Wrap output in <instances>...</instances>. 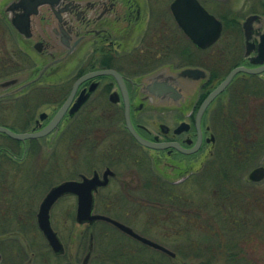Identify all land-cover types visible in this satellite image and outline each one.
<instances>
[{"label": "flooded vegetation", "instance_id": "flooded-vegetation-1", "mask_svg": "<svg viewBox=\"0 0 264 264\" xmlns=\"http://www.w3.org/2000/svg\"><path fill=\"white\" fill-rule=\"evenodd\" d=\"M172 2L57 0L54 6H36L34 14L29 16V26L42 44L51 47L43 46L39 50L32 47V37H22L13 30L9 11L4 9L5 3L2 5L0 27L17 35L26 59L19 69L0 76V79L15 77L13 84L0 88V112L6 109L5 99L15 100L19 108L17 119L13 120L23 125L17 131L34 132L47 126L67 102L57 121L44 134L14 139L0 132L19 143L21 152L18 158L0 147L4 150L0 154V221H12L13 216L16 219L13 221H22L16 214L19 206L26 205L20 199L22 194L10 200L12 189L23 188L15 177L21 166L14 162L20 163L26 154L33 152L38 156L44 144L46 150L54 145L56 164L59 159L64 165L66 159L68 167L73 169L74 175L64 179L96 174L98 180L104 181L92 191V212H96L94 204H99L103 197L104 206L121 197L131 202L142 200L159 206L149 211L152 221L160 215L171 229L170 223L176 222L173 213L177 210L181 227L166 229L170 230L169 235L174 232L189 237L194 231L201 238L203 231L210 235L208 226L202 225L204 202L190 196L192 189L188 187L187 191L183 180H191L192 187L200 192L205 185L203 178L209 179L204 176L206 169L214 168L211 187L216 204L224 202L226 197L230 206L232 201L243 206L241 216L232 221H242L248 226L256 220L251 213L255 210L264 243V0H195L191 6L183 0L180 22L173 15ZM217 22L218 34L205 45L192 41L187 33V29H194L197 36L204 38ZM49 29L66 32L70 45L73 44L68 53L59 50L53 38L43 39L44 34L52 35ZM183 67L200 70L198 77L191 80L190 96L183 86L175 99L170 91L163 95L150 91L153 87L148 84L154 75L170 81L171 73ZM102 69H111L113 73L99 72ZM231 70L225 84L206 100ZM158 71L161 72L157 75ZM125 110L134 133L150 145L139 142L127 128ZM0 125L11 127L2 122ZM225 143H228L226 151ZM225 153L228 181L220 183L217 182L220 159L216 157ZM255 167H259L258 178L250 174ZM135 168L141 172L133 183L124 175L131 176ZM49 171L56 172L58 168L55 165L44 170ZM110 186H117V195H106ZM133 189L139 194L131 193ZM240 190L250 199L238 202L236 195H241ZM24 213L23 210L21 215L27 216ZM98 213L115 218L107 211ZM35 215L36 211L34 218ZM98 221L118 229L104 220H95L89 226ZM1 231L0 247L5 251L9 246L3 245L5 234ZM90 236L92 239L89 230L88 242ZM228 246L233 248L234 259L242 256V264H253L247 262L234 238L228 240ZM123 249L117 250L121 257L130 253ZM91 250L87 244L80 264H96V261L88 262ZM262 251L264 254V247ZM51 252L55 257L63 253ZM167 255L176 257L175 252Z\"/></svg>", "mask_w": 264, "mask_h": 264}, {"label": "rangeland", "instance_id": "rangeland-1", "mask_svg": "<svg viewBox=\"0 0 264 264\" xmlns=\"http://www.w3.org/2000/svg\"><path fill=\"white\" fill-rule=\"evenodd\" d=\"M6 1L7 0H0V9ZM7 29L5 27H0V76L10 73L13 58L16 59L17 56L22 54L24 49L23 43L17 37V35H15V33H13L11 30ZM32 57H34L36 60L34 55H32ZM177 63L179 64V62ZM20 66L21 65H19V67ZM191 89V86H189L187 91V95L189 96L192 92ZM5 101L6 109H1L0 122L11 126L10 129L17 131L23 126L19 122L17 124L14 122L18 116L16 111L18 110L17 108H19V104H15V100H11V98H7ZM150 120L151 119H149V121ZM18 145L19 143L7 136L0 134V147H4L7 150L15 153L13 156L19 158L21 152L18 149ZM42 146L44 150H42L38 156L36 152H33V154H26L20 163L14 162L15 165L21 166V171L19 174H15V177L18 180L17 182L23 185V188L16 189L18 188L17 186L15 189H12L10 200L16 198L18 194H22L20 199H23L26 205H23V207L21 205L16 209L17 218L18 220L22 218V221H13L16 220L14 219V216L11 218L12 221H0V229H2L1 233L5 234L3 237V245L9 246L8 250L5 251H1L2 247H0V252L2 254V262H0L1 264H5L6 261H8L9 264H80L81 258L87 247L88 231L90 230V227L86 226L85 223L75 222L73 218L75 199L71 194L60 197L49 210L50 224L57 232L63 245V253H59V257L56 256V258L53 255L45 239L36 226L34 214L37 204L45 190L50 184L64 178H70L74 175L73 169L68 167L66 159H64V165L60 163L59 159L58 164H56L57 160H54V152L52 151V149H54V145H51L48 150L45 149L44 144H42ZM37 149L38 147L36 150ZM3 153L4 150L0 149V154ZM13 158L15 161L16 158ZM47 165H50V167H47ZM55 165L57 166L58 171L41 173V171L44 169H52V166L54 167ZM219 165H224L223 158H220ZM82 170L83 168L80 169V171ZM206 171L207 172L204 176L208 178L211 177V179L209 180L203 178L205 185L201 188L202 190L200 192L195 187H192L193 183H190L191 180H183V183L186 184L185 189L187 191L189 188L192 189L190 196L199 197L198 199H201V201L204 202L205 207L202 211V225L203 228L208 226L210 229L209 236H206L207 233L204 231L203 238L200 237L201 235L197 231L190 233L189 237H185L184 235H174V232L173 234L171 233L169 235V231L171 229L181 227L179 217L177 215L179 211L177 210H174L173 213V221L176 222H173L174 224L170 223L172 227L170 229L168 223L164 221L160 215L156 216L158 219H155L156 221L154 222L152 221V216L149 215V211L152 210V208H160L159 206L148 204L146 201L142 200H139L138 202H131L130 200L125 199V197H121L120 199H117V201L112 202V204L104 206L103 204L105 200L103 197L100 199L99 204H96L97 206L94 204V211H107L110 215L114 216L118 220L128 224L137 233L174 251L176 253V257L169 258V256L164 252L154 250L149 246L141 244L136 239L131 238L118 229H114L107 224H99L98 222H95L93 225H91L92 230H90L92 233V257L89 261H87H96V264H104L106 262L108 264H205L200 260L205 257H200L198 245L203 247L201 251L204 253V246L207 245V243H210L215 244L214 246L216 248H211L213 250V255L207 260V263L242 264V258H229V251L224 252V250L219 248L220 245L223 247L224 244L228 245V240L234 238L236 246L240 250L242 249L241 253L246 257L247 262L249 261L253 264L263 263V234L260 235L261 231L263 232V230H261V221L259 216H257L259 214L255 210L251 211V213L255 215L254 220L256 219L254 222H251V226H248V224L244 225L242 221L240 223L232 221L233 218L241 216L243 213V206L236 205V202L233 203V201L231 202L230 206L226 197L225 200H223L224 202H218L216 204L211 187V184H213L212 173H214L216 170L209 167L206 169ZM140 172L141 171H136L131 176H129V174H125L124 177H126V180L130 182L133 181L134 183L135 178H137V175L139 177ZM218 172H221L219 167ZM12 175L14 174H11V176ZM220 176L221 174L218 176V178ZM226 180L228 181V179ZM137 181L139 182V180ZM46 183L47 185H45ZM110 187L111 188L106 195L111 196V193L117 195V186L115 188H112V186ZM184 190H182V193H184ZM180 191L181 190H179V192ZM240 191L241 195H236L238 202H242L243 198H249L248 195L247 197L244 195V190ZM247 191L249 193V190ZM250 192H252V190H250ZM131 193L136 195L139 194V191L133 189ZM23 210L25 212L24 214L27 216L21 215ZM188 214L189 213H186V215ZM235 224H239V226H233ZM100 227L101 229L104 228L105 232L100 233ZM166 229L170 230L167 231ZM214 229H216L215 232L211 233V230ZM165 234H168V236H165ZM110 243H112V245ZM216 243H220L219 246H217ZM113 244L125 246L130 253L124 254L130 256L123 255V257H121V255L113 253L118 249V246ZM86 258L84 259L85 261ZM126 261L128 262L126 263Z\"/></svg>", "mask_w": 264, "mask_h": 264}, {"label": "water", "instance_id": "water-1", "mask_svg": "<svg viewBox=\"0 0 264 264\" xmlns=\"http://www.w3.org/2000/svg\"><path fill=\"white\" fill-rule=\"evenodd\" d=\"M183 0H173L171 3V9L173 12L174 17L178 22L181 20V2ZM188 2V6H191L192 4L195 5V0H186ZM57 0H9L5 3L3 6L6 11H9V23L12 26L13 30L18 33L22 37H32L34 39V42L32 43V47L35 50H39L40 47H46L51 48L49 45L42 44V40L39 41L38 37L35 34V30L31 29L29 26V16L35 9V7L46 4L48 6H54L56 5ZM198 8V7H197ZM55 13V12H54ZM56 15V14H55ZM219 30V24L214 23V26L212 28V31L209 30L210 33H208L207 36H204V38H201L195 34L194 29H187V33L191 37L192 41L200 44L205 45L209 43L211 40L214 39V37L218 34ZM49 33H52V35L46 36L44 34L43 39L45 38H53V44L55 43V46L58 44L59 50L65 49L66 53L71 50L73 47V44L70 45L69 39L67 38V35L65 34V31L57 32L53 29L48 30ZM44 33H47V30H44ZM205 33V31H204ZM204 35V34H203ZM68 50V51H67ZM47 64L43 65L41 70H43ZM112 72L111 69H102L99 72ZM163 71V70H161ZM161 71H158L156 74L160 73ZM233 70H231L226 77L223 79L222 82L219 83V85L213 89L209 93V95L206 97V100L209 99L213 94H215L222 86L225 84V82L229 79V77L232 75ZM200 74V70L195 67H183L180 68L174 72L171 73L169 76V80H166L162 77H157L154 75V80H152V83L148 84V86H152L153 88L150 89L151 92H154L155 94L163 95L165 91H170L171 94H173V98L175 99V96H177L179 93L177 92L180 88V86H183L182 88H186L188 91V87L191 85V80H194L198 75ZM87 76V75H84ZM15 82V77H7L0 79V88H3L5 86L11 85ZM177 87V88H176ZM67 100L63 103V105L58 109L56 114L52 117L50 122L47 126L43 127L40 130L34 131V132H16L12 131L9 128L0 125V132L5 133L6 135L10 136L14 139H23L30 136H36L44 134L45 131L53 125L57 119L59 118L60 114L62 113V110L66 104ZM124 120L127 128L131 131V133L136 137V139L146 145H150V142H147L140 137H138L134 131L132 130V127L129 123L127 110L124 112ZM259 167H255L251 170L250 174H256V177H259L258 172ZM104 181H100L96 178V174H93L91 177H85L81 175L80 179H64L59 182L54 183L51 185L46 192L41 197L37 210L35 215V221L37 228L40 230L42 236L46 240L48 246L51 248V250L54 253H61L63 250L62 242L56 233V231L51 227L50 220H49V208L58 197L64 195V194H73L75 196V210H74V220L76 223H88L91 224L95 220H104L112 225H114L116 228L122 230L132 238L138 240L139 242L151 246L153 248L159 249L169 255H174V252L163 245L137 233L132 228H130L128 225L122 223L121 221L112 218L108 215H105L103 213L98 212H92V191L95 189V187L98 184H103ZM91 236L89 237L88 242V250L91 247Z\"/></svg>", "mask_w": 264, "mask_h": 264}, {"label": "trees", "instance_id": "trees-1", "mask_svg": "<svg viewBox=\"0 0 264 264\" xmlns=\"http://www.w3.org/2000/svg\"><path fill=\"white\" fill-rule=\"evenodd\" d=\"M26 59V57L23 55V54H20L19 56H17L16 57V59L15 58H13V60H12V65H11V70L12 71H15V70H17V69H19V65H21L22 66V62H23V60H25ZM239 143V142H238ZM241 143L244 145V142H242L241 141ZM228 143H225V147H224V149H225V151L226 150H228ZM241 149V151L243 152L244 151V149H243V147H240ZM216 158H218V159H220V158H223L224 159V165H218V167L221 169V172L219 173L218 172V174L220 175L221 174V176L218 178V180H217V182L219 181L220 183L221 182H227V174H228V172H227V169H226V167H227V159H228V157H227V155H226V153L223 155V156H221V157H216ZM240 158H242V156L240 157ZM45 170V169H44ZM44 170L43 171H41V173H43L44 172ZM210 175H211V173H210ZM211 179V177H209V180ZM212 180H214V179H212ZM98 223L99 224H104V223H101L100 221H98ZM86 226H89V225H86ZM90 227V230H92V227H91V225L89 226ZM105 227H107V226H105ZM108 228V227H107ZM99 230L100 231H105V229L104 228H102L101 229V227L99 228ZM111 245H112V243H110ZM217 244V243H216ZM219 244L220 243H218L217 244V246H219ZM113 245H115V246H118V249L117 250H119L120 249V247L123 249V248H126L125 246H123V245H121V246H119V245H117V244H113ZM215 244H208L207 243V245H205L204 246V253H202V251H201V249L203 248V247H201L200 245H198V249L200 250V257H205L204 259V263L205 264H209V263H207L208 261V259L213 255L212 253H213V250L211 249L212 247L213 248H216L215 246H214ZM219 248L220 249H222V250H224V252H227V251H229V253H230V256H229V253H228V256H229V258H231L232 257V255H231V249H233V248H231V247H229L228 245H226V244H224V247L223 246H219ZM123 251H125L124 249H123ZM206 251V252H205ZM119 252H121V251H119ZM113 253H118V251H114ZM239 255V254H238ZM237 257H240V258H242L243 259V257H241V256H237ZM170 258V257H169ZM102 262V261H101ZM104 264H108L107 262L106 263H104Z\"/></svg>", "mask_w": 264, "mask_h": 264}]
</instances>
